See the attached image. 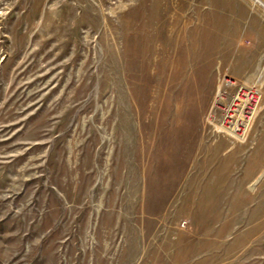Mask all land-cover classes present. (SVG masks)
<instances>
[{
  "label": "rangeland",
  "instance_id": "374dc122",
  "mask_svg": "<svg viewBox=\"0 0 264 264\" xmlns=\"http://www.w3.org/2000/svg\"><path fill=\"white\" fill-rule=\"evenodd\" d=\"M0 264H264V0H0Z\"/></svg>",
  "mask_w": 264,
  "mask_h": 264
}]
</instances>
